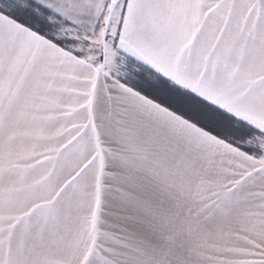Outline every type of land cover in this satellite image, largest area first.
I'll use <instances>...</instances> for the list:
<instances>
[{
	"label": "snow or ice",
	"instance_id": "snow-or-ice-1",
	"mask_svg": "<svg viewBox=\"0 0 264 264\" xmlns=\"http://www.w3.org/2000/svg\"><path fill=\"white\" fill-rule=\"evenodd\" d=\"M0 264H264V0H0Z\"/></svg>",
	"mask_w": 264,
	"mask_h": 264
}]
</instances>
